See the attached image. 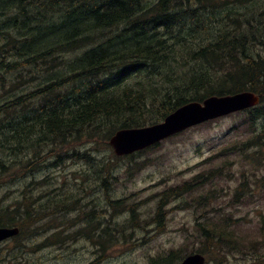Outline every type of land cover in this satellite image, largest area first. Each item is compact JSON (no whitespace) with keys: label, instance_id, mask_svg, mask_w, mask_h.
Listing matches in <instances>:
<instances>
[{"label":"trees","instance_id":"16d2710c","mask_svg":"<svg viewBox=\"0 0 264 264\" xmlns=\"http://www.w3.org/2000/svg\"><path fill=\"white\" fill-rule=\"evenodd\" d=\"M0 2V99L8 100L0 104V186L40 167L63 166L68 156L91 162L86 150L75 148L97 143L100 135L108 146L116 130L151 126L186 102L243 91L261 97L260 105L249 114H238L243 119L239 125H246L252 138L225 144L199 163L208 169L164 191L155 224L160 228L164 222L172 197L203 192L205 199L193 198L192 203L197 205L195 210L205 209L208 199H216V192L223 189L218 188L220 180H237L232 165L244 160L233 161L228 158L230 154L237 153L247 162L249 156L254 157L252 165L264 161V0ZM84 45H90V50L82 51ZM69 148L71 153L60 154ZM109 170L110 165L107 174ZM102 179L97 176V180ZM253 185L257 182L242 175L234 198L252 194ZM70 187L63 183L45 198L25 188L12 207L0 200V227L17 226L23 232L29 223L73 210L75 206L68 203L79 204L78 196L83 192V198L87 195L82 187L73 191ZM106 205L105 210L114 213L128 206L108 195ZM127 211L131 214L128 225L137 226L134 206ZM97 212L93 209L88 215L81 211L79 221L86 222L89 232L85 229L79 234H87L89 239L97 234L105 240L97 241L99 249L105 251L103 244H114L120 227L115 223L100 232L102 220L94 215ZM197 223L208 241L214 238L213 243L228 252L249 248L259 253V246L264 248V237L244 243L245 237L234 233L229 222L213 221L212 226ZM64 233L53 232L45 242L50 245V240H55L53 245H61Z\"/></svg>","mask_w":264,"mask_h":264},{"label":"rangeland","instance_id":"374dc122","mask_svg":"<svg viewBox=\"0 0 264 264\" xmlns=\"http://www.w3.org/2000/svg\"><path fill=\"white\" fill-rule=\"evenodd\" d=\"M90 48L88 45L81 50L87 52ZM39 82L41 83L42 80ZM72 87V90H75L73 82ZM6 101L8 100L0 99V104ZM216 121L217 119L210 121L212 125L209 127L188 130L160 143L156 148L123 158L115 157L111 148L100 140L103 137L100 135L97 137L99 140L97 143L81 144L75 148L79 152L86 150L88 156L93 159L90 163L68 156L63 166L40 167L14 181L3 183L0 186V200L10 207L25 188H32L35 195L45 198L65 183L71 186L70 191L82 187L87 196L83 198L85 193L83 192L78 196V201L81 199L79 204L68 203V205L72 204L70 205L72 207L75 206L73 210L57 213L54 219L51 215L33 223L25 221L29 224L28 227L25 226L20 237L1 244L0 264H90L98 259L100 251L105 253L104 259L99 261L103 264H151L149 257L156 253H173L172 264H179L187 255L195 252L205 256L208 264H264L263 247L259 246V253L249 248H244L242 252L228 253L226 247L227 250L213 243L214 238L211 242L210 239L208 241L203 236L202 229H197V221L208 226H212L210 222L213 221L229 222L233 232L245 237V242L262 240L264 161L252 165L254 163H251V160L254 157L249 156L247 162L237 153L228 156L233 161L244 160L236 162L231 168L238 181L231 178L220 180L218 188L223 189L216 192L218 194L216 199L213 197L208 199L209 206L205 209L195 210L197 205L192 203L193 198L205 199L203 192H196L191 196L172 197L166 207L164 222L160 228L153 220L164 191L189 182L193 176L208 169V165L199 163L213 153H217L221 146L239 139L246 140L252 136L245 126L235 128L234 119ZM70 151L71 148L65 149L60 154L67 155L71 153ZM108 165H110V174H107ZM98 175L103 179L97 180ZM242 175L249 177L250 182H257V185L250 187L252 194L235 199L233 191L241 182ZM106 195L112 200L124 201L128 206L116 213L111 210L106 211ZM130 205L134 206L138 220V225L132 228L128 225L131 214L127 208ZM210 208L215 211L211 212ZM93 209L98 211L94 215L102 220L100 232L106 229L107 225L112 227L117 223L120 227L114 244H103L107 248L105 251L99 249L100 244L97 243L105 240L100 239L97 234L89 239L85 236L89 232L88 225L79 221L81 211L89 215L88 212ZM108 219L109 223L106 222ZM235 220L239 222H233ZM61 230H65L61 245L53 246V240H50L52 244L47 245L45 240L53 232ZM84 230L87 234L80 236L79 233ZM101 235L105 237L103 233ZM24 245L31 247L24 250L22 248Z\"/></svg>","mask_w":264,"mask_h":264},{"label":"water","instance_id":"95a60500","mask_svg":"<svg viewBox=\"0 0 264 264\" xmlns=\"http://www.w3.org/2000/svg\"><path fill=\"white\" fill-rule=\"evenodd\" d=\"M257 102L251 94L230 98L210 97L202 103H189L165 118L163 123L138 129L116 131L109 139L115 155H129L207 120L245 109ZM18 234L17 228H0V241ZM182 264H203L199 255L188 256Z\"/></svg>","mask_w":264,"mask_h":264},{"label":"bare ground","instance_id":"6f19581e","mask_svg":"<svg viewBox=\"0 0 264 264\" xmlns=\"http://www.w3.org/2000/svg\"><path fill=\"white\" fill-rule=\"evenodd\" d=\"M6 1V0H5ZM152 2H154L155 3V1H152ZM1 3V2H0ZM3 3V2H2ZM149 3V2H148ZM147 3V4H148ZM151 3V2H150ZM6 4V3H5ZM153 4V3H152ZM156 4V3H155ZM1 5V4H0ZM4 5V4H3ZM149 5V4H148ZM151 5V4H150ZM149 5V6H150ZM176 5H177V3H176ZM152 6V5H151ZM154 6V5H153ZM76 8V7H75ZM202 8V7H201ZM62 9V8H61ZM138 9V8H137ZM195 10V9H194ZM201 10V9H200ZM74 11V10H73ZM145 12V11H144ZM76 13H80V12H77V10H76ZM47 18V17H46ZM162 18V17H161ZM5 20V19H4ZM140 20V19H139ZM49 21V20H48ZM62 21V20H61ZM155 21V20H154ZM2 22V21H1ZM59 22V21H58ZM58 22H56V23H58ZM96 22V21H95ZM3 23H5V22H3ZM55 23V22H54ZM97 23V22H96ZM95 23V24H96ZM183 23V22H182ZM91 24H93V23H91ZM233 24V23H232ZM97 25V24H96ZM94 26V25H93ZM136 26V25H135ZM145 26V25H144ZM143 26V27H144ZM23 27V26H22ZM92 27V26H91ZM194 27V26H193ZM1 28V27H0ZM38 28V27H37ZM94 28V27H93ZM100 28V27H99ZM103 28V27H102ZM101 28V29H102ZM24 29H25V27H24ZM50 29V28H49ZM53 29V28H52ZM89 29V28H88ZM93 30H95V29H93ZM97 30H98V28H97ZM104 30V29H103ZM193 30V29H192ZM132 31V30H131ZM14 32H15V30H14ZM86 32H87V30H86ZM85 32V33H86ZM91 32V31H90ZM89 32V33H90ZM97 32H99V31H97ZM84 33V34H85ZM100 33H101V31H100ZM132 33V32H131ZM96 34V33H95ZM20 35V34H19ZM87 35V34H86ZM90 35V34H89ZM89 35H87V37L89 36ZM140 35V33H138V36ZM80 36H81V34H80ZM92 36V35H91ZM134 36V35H133ZM81 37H83V36H81ZM86 37V36H85ZM94 37V36H93ZM114 37V36H113ZM116 37V36H115ZM126 37V36H125ZM47 38V37H46ZM139 38V37H138ZM88 39H90V38H88ZM87 39V40H88ZM93 39V38H92ZM110 39V38H109ZM108 39V40H109ZM112 39H114V38H112ZM111 39V40H112ZM117 39V38H116ZM95 40V39H94ZM128 40V39H127ZM46 41V40H45ZM110 41V40H109ZM114 42H115V40H113ZM144 41V40H143ZM117 42V41H116ZM93 43V42H92ZM95 43V42H94ZM133 43V42H132ZM54 44H55V42H54ZM87 44H88V42H87ZM91 44V43H90ZM114 44V43H113ZM153 44V43H152ZM53 46V45H52ZM51 46V47H52ZM85 46V45H84ZM97 46V45H96ZM127 48H129V47H127ZM160 48V47H159ZM175 48V47H174ZM57 49V48H56ZM105 49V48H104ZM53 50V49H52ZM50 51V50H49ZM57 51H59V50H57ZM44 52H48V51H44ZM51 53V52H50ZM151 53V52H150ZM161 53V52H160ZM169 54V53H168ZM194 54V53H193ZM197 54V53H196ZM44 55V54H43ZM50 55V54H49ZM154 56V55H153ZM159 56V55H158ZM193 57V56H192ZM41 58V57H40ZM147 58V57H146ZM55 59V58H54ZM202 59V58H201ZM153 60V59H152ZM53 62V61H52ZM55 62V61H54ZM206 62V61H205ZM167 63V62H166ZM80 64V63H79ZM160 64V63H159ZM56 65V64H55ZM74 65V64H73ZM162 66V65H161ZM67 68V67H66ZM60 73V72H59ZM82 73V72H81ZM83 75V74H82ZM63 76V75H62ZM86 76V75H85ZM164 78V77H163ZM175 78V77H174ZM87 80V79H86ZM223 84V83H222ZM238 84V83H237ZM73 88V87H72ZM182 88V87H181ZM173 90H175V89H173ZM235 90V89H234ZM75 91V90H74ZM86 91V90H85ZM73 92V91H72ZM168 97V96H167ZM79 98V97H78ZM100 98V97H99ZM131 98V97H130ZM195 98V97H194ZM28 99V98H27ZM22 100V99H21ZM177 100V99H176ZM69 101V100H68ZM173 102V101H172ZM181 102V101H180ZM77 103V102H76ZM167 103V102H166ZM187 103V102H186ZM175 104V103H174ZM183 104V103H182ZM171 105V104H170ZM168 106V105H167ZM174 106V105H173ZM39 107V106H38ZM92 108V107H91ZM139 108V107H138ZM95 109V108H94ZM130 110V109H129ZM103 111V110H102ZM167 112H168V110H167ZM254 112V111H253ZM98 113V112H97ZM104 113V112H103ZM163 113V112H162ZM170 113V112H169ZM32 114V113H31ZM117 114V113H116ZM249 114V113H248ZM35 115V114H34ZM47 116V115H46ZM51 116V115H50ZM49 116V117H50ZM161 116V115H160ZM7 117V116H6ZM45 117V116H44ZM48 117V118H49ZM3 119V118H2ZM46 119V118H45ZM50 119H51V117H50ZM215 119H217V118H213V119H210V121H212V120H215ZM30 120V119H29ZM47 120V119H46ZM20 122V121H19ZM252 122V121H251ZM9 123V122H8ZM97 123V122H96ZM260 124V123H259ZM18 125V124H17ZM101 125V124H100ZM106 125V124H105ZM8 126V125H7ZM6 126V127H7ZM111 126V125H110ZM121 127V126H120ZM32 128V127H31ZM122 128V127H121ZM125 128V127H124ZM44 129V128H43ZM261 129V128H260ZM122 130V129H121ZM107 133V132H106ZM56 134V133H55ZM111 134V133H110ZM42 135V134H41ZM1 137V136H0ZM16 140V139H15ZM60 140H62V139H60ZM24 141V140H23ZM11 143V142H10ZM23 143V142H22ZM12 148V147H11ZM10 149V148H9ZM10 152V151H9ZM78 157V156H77ZM88 159V158H87ZM90 163V162H89ZM5 171V170H4ZM93 177V176H92ZM97 178V177H96ZM29 184V183H28ZM101 184V183H100ZM104 184H105V182H104ZM52 191V190H51ZM125 199V198H124ZM14 211V210H13ZM2 219V218H1ZM18 219V218H17ZM78 235V234H77ZM76 235V236H77ZM97 260V259H96ZM32 264V263H31Z\"/></svg>","mask_w":264,"mask_h":264},{"label":"flooded vegetation","instance_id":"af4514ba","mask_svg":"<svg viewBox=\"0 0 264 264\" xmlns=\"http://www.w3.org/2000/svg\"><path fill=\"white\" fill-rule=\"evenodd\" d=\"M10 241H12V240H10ZM4 243V242H3ZM3 243H0V246H1V244H3ZM36 245V244H35ZM31 247V245H24V246H22V248L25 250L26 248H30Z\"/></svg>","mask_w":264,"mask_h":264}]
</instances>
